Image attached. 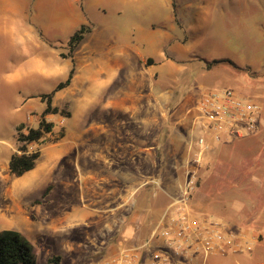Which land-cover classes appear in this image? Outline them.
Listing matches in <instances>:
<instances>
[{"label": "rangeland", "instance_id": "obj_1", "mask_svg": "<svg viewBox=\"0 0 264 264\" xmlns=\"http://www.w3.org/2000/svg\"><path fill=\"white\" fill-rule=\"evenodd\" d=\"M36 2L0 11V213L34 246L36 264H102L124 240L131 224L112 223L128 215L103 208L118 183L99 155L134 156L116 164L142 169L149 195L168 205L160 195L179 188L180 165L195 147L189 139L186 148L183 117L192 120L204 91L226 88L259 102L262 113L253 132L213 144L195 166L191 206L204 210L192 214L245 237L252 246L245 255L264 262V0H44L40 12ZM61 5L78 9L71 30L50 23ZM81 25L90 33L71 55L68 40ZM226 58L242 70L207 68ZM73 68L71 85L55 92ZM49 100L58 112L45 119L54 129L28 146L41 154L35 168L15 177L9 161L21 154L18 138L39 127ZM126 121L137 127H120ZM127 191V206L143 195ZM21 212L35 224H21Z\"/></svg>", "mask_w": 264, "mask_h": 264}, {"label": "built area", "instance_id": "obj_2", "mask_svg": "<svg viewBox=\"0 0 264 264\" xmlns=\"http://www.w3.org/2000/svg\"><path fill=\"white\" fill-rule=\"evenodd\" d=\"M261 113L259 102L232 89L204 91L195 109L200 134L194 141L195 147L191 145L192 167L189 162L183 171L178 194L170 197L156 232L142 247L122 248L102 264H142L144 254L149 264H180L196 254L250 252L252 246L245 237L231 236L219 222L197 221L192 214L191 198L198 184L195 166L201 163L211 146L228 138L249 135L257 128ZM158 240L161 243H157Z\"/></svg>", "mask_w": 264, "mask_h": 264}, {"label": "crops", "instance_id": "obj_3", "mask_svg": "<svg viewBox=\"0 0 264 264\" xmlns=\"http://www.w3.org/2000/svg\"><path fill=\"white\" fill-rule=\"evenodd\" d=\"M31 1L34 0H0V11L2 10V4L6 5V3H13L12 5L15 7L17 6L19 7L21 4V6L24 7V5L25 6L29 5ZM43 3L44 0H38V2H36L35 9L38 12L42 10ZM75 10L78 12L77 8ZM75 10L72 7L68 8L67 6L64 5L63 6L61 5L59 7L54 6L51 12L48 13L50 23L54 26H57L59 30L62 31H68V29L71 30L73 27H75L76 21H78V19L75 18L76 16H78L77 13H75ZM79 27L80 26H77V29ZM128 47H130V44L128 45ZM17 72H20V74H18V79L24 78L23 70L21 71L17 70ZM102 87L103 84H100V87L94 91L98 92ZM90 93H93V91ZM194 117L195 115L192 116V120L183 117V122L181 124L183 127L187 128L188 131V137H187L188 139L187 140L185 139L187 150L190 144L188 140L190 139L192 140L191 142H194L196 140V137L200 134L199 126L197 125ZM149 123H153V122H144V127L149 128L150 127ZM180 123L181 122H179V125ZM189 126L191 127L189 128ZM120 127L126 129H135L137 125L134 122L126 121L123 122L120 125ZM129 142L131 143V141ZM190 150L192 151L191 148ZM53 155H54V160L52 161V163L54 164L56 162L57 155L55 153H53ZM132 158L134 159V156L130 157V154L127 155V153L117 154V155L113 154V156H108L106 154H103V155H99V157L97 158L99 161L98 164H100L101 168L107 170L112 180H116L118 183L116 189L112 191V195L114 199L109 200V198H107L105 200V205L103 206V208L117 210L120 212V215L121 214L128 215L127 217H125L126 215H124L125 219L127 218L126 220L120 221L119 217L113 218L112 223L118 224V222H120L119 224L121 223L123 224L124 222L128 221L131 224L128 233L125 234L126 236L124 240L120 242L121 245L120 246L115 245L112 249H110L109 252L111 256H115L116 254H118V252L122 248L142 247L147 242V240L151 238L152 234L156 232V229L162 218L164 210L167 207V204L164 205V203L158 202L156 204V202L154 201V199H156L155 198L156 195H153L154 199L149 195L150 191L148 190V188L146 189V185L149 181L146 180L140 181V177L143 176L142 169L139 168L134 169V167L133 169H131L124 164H120V163L116 164L118 161L125 162L131 160ZM186 166L187 165H185V163H182L180 165V168L184 169L186 168ZM49 172L50 170L48 168V169H44V171L42 170L40 174L41 173L49 174ZM150 173H151V168L145 169L144 174H150ZM40 174L36 176L32 175L30 177V182L35 184ZM107 178L109 180L111 179L109 177ZM176 181L179 183L180 181L179 176L177 177ZM23 182L27 183L26 180H23L22 183ZM120 182L123 183L121 184ZM176 187L175 190L173 191L168 189L167 191H165V196L160 195V197L161 198L164 197L167 199L169 198L170 200L171 196H175L176 194H178V187L177 188ZM137 190H141V192H143L141 199H138V201L135 202L133 201L129 206H127L130 197L128 195H123V192L127 191L129 193L130 191H132V194H134L135 191ZM195 206L196 207L194 206L191 207L192 208L194 207L196 210L199 211L204 210V206H201L200 204L196 203ZM19 217L21 219L20 220L21 224H24L26 222L35 224V222L31 220L29 215L26 213L21 212L19 214ZM8 226H10L8 215L6 213L1 212L0 231L5 229H11L8 228ZM159 241L160 240H158L157 243H161V241L160 242ZM245 254L246 253H240L234 251H229L226 254H213L210 256H204L203 254H198V255L196 254L190 260L184 261L180 264H264V262L259 263L255 261L254 255L251 257ZM142 264H149V259L146 257L145 254L143 255Z\"/></svg>", "mask_w": 264, "mask_h": 264}, {"label": "trees", "instance_id": "obj_4", "mask_svg": "<svg viewBox=\"0 0 264 264\" xmlns=\"http://www.w3.org/2000/svg\"><path fill=\"white\" fill-rule=\"evenodd\" d=\"M89 33V26L81 25L71 35L68 40V47L71 55L75 53ZM206 65L208 69H212L216 66H229L235 70H242L233 60L228 58L215 59L207 62ZM74 74L75 68L70 71L67 80L57 86L55 92L70 86ZM57 112V109L52 108L51 101L49 100L47 108L41 117L39 127L28 128L26 133L19 136L18 141L21 145L18 147V150L21 154L14 153L9 161V169L13 176L22 177L35 168L41 154L39 151L30 152L28 146L42 141L46 134L52 133L54 124L48 122L45 116L51 113L57 114ZM23 128V125L19 126V130H23ZM57 262H59V257L50 259V263ZM0 264H36L34 246L21 232L15 229L0 231Z\"/></svg>", "mask_w": 264, "mask_h": 264}, {"label": "bare ground", "instance_id": "obj_5", "mask_svg": "<svg viewBox=\"0 0 264 264\" xmlns=\"http://www.w3.org/2000/svg\"><path fill=\"white\" fill-rule=\"evenodd\" d=\"M158 3H159V2H158ZM157 5H158V4H157ZM159 5H161V4H159ZM148 7H149V6H148ZM157 7H160V8H161L162 6H157Z\"/></svg>", "mask_w": 264, "mask_h": 264}]
</instances>
